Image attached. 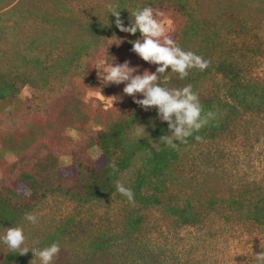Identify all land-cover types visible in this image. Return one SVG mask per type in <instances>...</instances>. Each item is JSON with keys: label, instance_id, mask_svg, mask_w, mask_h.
Segmentation results:
<instances>
[{"label": "rangeland", "instance_id": "374dc122", "mask_svg": "<svg viewBox=\"0 0 264 264\" xmlns=\"http://www.w3.org/2000/svg\"><path fill=\"white\" fill-rule=\"evenodd\" d=\"M139 1V0H138ZM115 0H0V73L6 77L35 74L40 58L51 64L56 58L69 56L85 28L105 19L106 5ZM200 22V35L186 51L210 60L197 91L200 103L225 101L236 85L242 88L258 86L264 90V0H193ZM168 35L177 38L175 23L164 18ZM154 73L149 64L133 51H125L115 59L97 58L92 64L91 80L81 81L77 96L92 115L99 110H114L115 89L124 84L104 86L98 78L103 63L123 64ZM59 63V61L57 62ZM40 67V66H39ZM35 76V77H36ZM263 106L253 111H239L223 129L212 136L195 137L183 148L182 157L173 168L167 188L154 193L159 205L143 207L130 203L125 196L111 195L100 201L76 203L66 197L48 196L30 212L38 217L37 224L25 219L0 230L22 227L25 246L43 249L59 243L61 251L52 264H259L256 256L264 252V225L248 220L245 215L254 198L264 193V91ZM32 94L24 87L20 95ZM258 102V101H257ZM36 116V117H35ZM42 120L37 112L27 117ZM154 121L162 123L158 113ZM154 122L147 120L144 129L137 127L134 136L153 144L160 138H150ZM5 129L0 125V131ZM68 134L78 140L77 131ZM171 133L169 134V136ZM42 137L20 157L4 154L7 163L19 160L24 165L41 156ZM92 158L97 149L89 151ZM61 165H69L66 155ZM141 165L137 158L120 180L130 187ZM2 176L0 170V178ZM20 191L25 186H19ZM231 201H237L232 205ZM190 207L191 218L181 220L169 215L166 207ZM140 217L135 231L128 232L129 220ZM99 240L110 241L98 248ZM111 244V245H110ZM14 257L6 260L7 256ZM32 261V262H31ZM40 264L32 252L19 255L0 240V264Z\"/></svg>", "mask_w": 264, "mask_h": 264}, {"label": "trees", "instance_id": "16d2710c", "mask_svg": "<svg viewBox=\"0 0 264 264\" xmlns=\"http://www.w3.org/2000/svg\"><path fill=\"white\" fill-rule=\"evenodd\" d=\"M115 1L125 27L132 23V11L144 7L163 11L166 14L164 18L175 23L177 38L174 41L185 51L189 43L200 35V22L192 5L193 0ZM104 17L103 21L87 25L84 29L86 38L76 43L71 55L56 58L52 64L38 58L34 62L38 66L37 76L36 73H22L6 77L0 73V125L5 128L0 131V230L19 223L26 213H30L48 196L66 197L80 204L118 195L116 181L137 158H141V165L129 187L134 193V201L143 207L159 205L160 201L155 195L144 194L143 190L149 188L160 194L165 191L173 168L191 139L196 135L212 136L239 111L248 113L263 106L259 104L262 98L253 97L257 90L262 92V88L236 85L225 101L212 100L201 104L205 112L215 113V119L187 138V143L177 141V148L159 145L158 150L151 147L146 139L134 136V131L150 120L154 122L149 130L150 138H160L169 136L168 124L154 121L158 109L145 111L123 90H113L118 97L114 110H99L90 115L89 108L76 92L81 81L91 80L94 61L97 58H118L125 51H132L130 42L142 39L139 31L135 35L121 32L116 27L115 16L108 11ZM166 75L168 80L161 82L163 86L183 88L191 85L194 92L205 78V72L198 69L189 70V75L183 80L171 69ZM24 87L32 92L28 98L20 95ZM136 98L143 97L137 94ZM37 112L44 119L27 118ZM70 130L77 131L80 138H72L68 134ZM38 136L44 140L41 156L35 157L27 165L19 160L13 163L4 160V154L20 157ZM92 149L99 152L96 158L89 155ZM64 155L70 158L69 165L60 164L59 158ZM113 164L115 169L111 167ZM20 185L25 186L24 191L19 190ZM253 198V205L245 217L264 225V193ZM230 203L236 205L237 201ZM165 210L181 220L191 218L189 206H168ZM140 223V217L133 218L127 222L126 230L133 232ZM109 242L99 240L97 246L102 249ZM13 259L11 255L6 258Z\"/></svg>", "mask_w": 264, "mask_h": 264}, {"label": "clouds", "instance_id": "9594fccd", "mask_svg": "<svg viewBox=\"0 0 264 264\" xmlns=\"http://www.w3.org/2000/svg\"><path fill=\"white\" fill-rule=\"evenodd\" d=\"M106 8L112 16H115L116 27L121 32L132 35H135L137 31L141 33L142 39L130 42L133 45L132 51L145 62L158 67L155 73L146 70L143 75H134L138 69L130 67L129 61L123 64L103 63L96 67L99 80L104 86L124 84L123 93L132 96L134 103L145 111L151 108L158 109V118L168 124L171 135L162 136L159 143L152 145L157 150L159 145L177 148V141L187 143V138L200 132L211 120L215 119V113L204 111L199 96L193 91L191 85L183 88H168L163 86L161 82L168 80L166 73L169 69L172 73L178 74L179 79L183 80L189 75L191 69L205 71L210 66L211 61L205 60L192 51L183 50L168 35L164 20L166 14L163 11L154 10L152 7L132 11V23L125 27L121 19V11L117 10L113 4L106 5ZM137 94L143 98L137 99ZM116 98L118 97L114 96L107 99L116 100ZM139 127L145 130L143 126ZM195 139L197 142H201L203 138L196 135ZM111 167L115 169L114 164ZM115 187L130 203L135 202L133 191L121 181H116ZM24 219L31 224L38 223V217L31 213H26ZM0 240L10 251L18 252L21 256L32 252L34 257L39 259L40 264H52L54 258L61 251L58 242L43 249L25 246L26 236L22 227L6 229ZM260 246L264 249V241H261ZM256 259L259 264H264V252L257 255Z\"/></svg>", "mask_w": 264, "mask_h": 264}]
</instances>
